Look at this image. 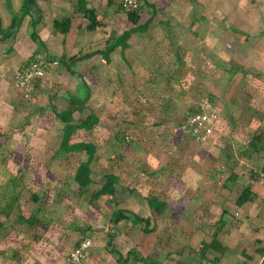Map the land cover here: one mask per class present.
Returning <instances> with one entry per match:
<instances>
[{
  "label": "rangeland",
  "instance_id": "obj_1",
  "mask_svg": "<svg viewBox=\"0 0 264 264\" xmlns=\"http://www.w3.org/2000/svg\"><path fill=\"white\" fill-rule=\"evenodd\" d=\"M85 1L96 11L92 32L76 0H35L19 23L22 0H0L1 254H13L8 264H70L87 239L84 264H264V3L150 0L154 12L139 15L146 29L106 61L101 52L130 27L123 0ZM65 16L61 35L51 23ZM37 64L42 76L20 85ZM204 104L212 129L201 140L183 128ZM78 107L98 119L68 139L97 146L85 189L72 180L84 153L59 150L64 123L52 111ZM107 173L117 191L98 196ZM244 187L254 199L237 207ZM151 196L167 204L160 215ZM117 210L150 216L152 230L114 223ZM212 238L221 250L207 248Z\"/></svg>",
  "mask_w": 264,
  "mask_h": 264
},
{
  "label": "trees",
  "instance_id": "obj_2",
  "mask_svg": "<svg viewBox=\"0 0 264 264\" xmlns=\"http://www.w3.org/2000/svg\"><path fill=\"white\" fill-rule=\"evenodd\" d=\"M34 2H35V0H22L20 8H19V13H21V14H20V17L17 18L16 23H19L20 19L23 16L28 14V6L34 5ZM107 3H109V0H107ZM144 7H149V8H151L152 13L154 12L153 5L149 0H137L136 7L134 9H130L128 11H125L126 20L130 24V27L121 33V36L118 38L117 41H115L113 44L109 45L104 52H101L103 55L101 57L104 60L107 61V57H108L109 53H111L115 48L119 47L118 51L122 52L123 49L126 48L125 40L130 35L141 33L142 30L144 31L146 29L149 20H146L142 24H139V17H140L139 15H141L140 13L142 12ZM117 10H119V11L123 10L124 11L121 4H119L117 6ZM73 11H74V13L79 14L82 17V19L86 21V23H87L86 30L87 31L92 32L96 29V27H97L96 11L93 8L87 7V4L84 0H76V2L74 4V10ZM150 18H148V19H150ZM15 19L16 18L12 19L10 27H8L7 32L4 33L5 35H1L2 39L5 37L11 36V34H12L11 30L13 29V26L15 24V22H14ZM157 22H158L157 24L161 23L160 21H157ZM69 23H70V21H69L68 17H62L61 19L53 20L51 25H52V29L54 32L65 35L68 32ZM0 34H1V30H0ZM30 38L33 41L36 40L33 33H30ZM77 58L79 59L80 57H77ZM74 63H75V59L72 62V64H74ZM72 64H71V66H72ZM64 66L71 73V70H70L71 66H68L67 64H64ZM69 102L71 104L80 105L81 101H79L78 99L70 98ZM52 111L54 113V116L60 122L64 123V127H63L62 133H61V139H60V143H59V150L64 152V153L65 152H67V153L75 152V151H83V153H84L85 158L82 162L78 163V165L76 166L72 180H73V184L75 186H77L81 189H85L93 181L92 177H91L92 171H91L90 165L94 159L93 156L96 153L97 146L92 142H79V143H75V144H68V139H69L70 135L77 129L88 130L92 126H96L98 124V119L89 109H86L83 107H78L77 109H75L74 111H71V112L70 111H63V110H59V111L52 110ZM73 113H77L78 115L81 114V116H80L81 120H79L77 123H74V124L69 123ZM255 139H258V138L256 137ZM263 140H264V136H263ZM254 149H256V148H254ZM262 172L264 173V166L262 168ZM99 182H100L99 189L96 191L98 196H102V195L113 196L115 194V192L117 191L118 186H116V179H115L114 175H112L110 173L102 174L99 178ZM128 190L131 191L130 188ZM253 199H254V196L249 191V188L244 187L241 190V192L239 193V195L237 196V198L235 200V205L237 207H239V206H242L243 204H245L247 202H252ZM33 201H36V198L34 196H33ZM146 205H147L148 209L151 212H153L154 215L155 214L160 215L162 213V211L165 209V206L167 204L165 202H161L157 198L151 196L146 200ZM111 215H112V221L114 223H118L121 220H123V221L128 220L131 222V224L141 227V229L144 230L145 232H150L153 228V222L150 219V216L149 217L148 216L147 217H140L136 214H132L128 211H123V210H117L115 212H112ZM34 220H35L34 216L29 215L28 218L21 220V222L26 223V224H31L34 222ZM207 248L214 250V251L221 250L219 242L215 238L211 239ZM214 261L217 262L218 258H215ZM152 264H158V262L156 260H153Z\"/></svg>",
  "mask_w": 264,
  "mask_h": 264
},
{
  "label": "built area",
  "instance_id": "obj_3",
  "mask_svg": "<svg viewBox=\"0 0 264 264\" xmlns=\"http://www.w3.org/2000/svg\"><path fill=\"white\" fill-rule=\"evenodd\" d=\"M137 0H123V7L126 11L130 9H134L136 7ZM28 72L25 71L22 74V79L20 77V85L23 84H30L31 79L33 78H40L42 76V71L40 70L38 64L35 66L33 65ZM207 105H200L198 112L192 113L186 120L185 129L187 132H191L193 136L196 138L205 139L210 136L211 129L210 125H208L210 119L208 117L209 112H203V108ZM202 109V110H201ZM212 125V124H211ZM91 244L90 241L87 239H83L77 245H75L68 254V261L70 264H84L85 260L87 259V250L90 248Z\"/></svg>",
  "mask_w": 264,
  "mask_h": 264
},
{
  "label": "crops",
  "instance_id": "obj_4",
  "mask_svg": "<svg viewBox=\"0 0 264 264\" xmlns=\"http://www.w3.org/2000/svg\"><path fill=\"white\" fill-rule=\"evenodd\" d=\"M85 1V0H84ZM150 1V0H149ZM152 1V0H151ZM150 1V2H151ZM255 1H258V2H254V5L252 6H249V7H257V6H259V3H264V0H255ZM86 2V1H85ZM153 3H154V1H152ZM151 2V3H152ZM195 3V8L197 9L200 5L199 4H201L202 3V0H200L199 2H198V0H195L194 1ZM263 3H262V5H263ZM86 4H87V2H86ZM153 5H155V4H153ZM74 14H76V13H74ZM78 16H80L79 14H77ZM252 16V15H251ZM65 17H68L69 18V21H70V23H69V28H71V18L69 17V16H65ZM253 17V16H252ZM62 18V17H61ZM60 18V19H61ZM56 20V19H55ZM58 20V19H57ZM158 21H160L165 27H166V25L164 24L165 22L164 21H162V20H159L158 19ZM192 25H195V26H197L198 24H192ZM190 27H193V26H190ZM199 27V26H198ZM195 28V27H194ZM166 30H167V28H166ZM196 31H198V28H197V30ZM68 32H69V29H68ZM164 34H165V32H163ZM193 34L195 35L196 34V32H193ZM62 35V34H61ZM134 35H137V34H134ZM263 36V38H264V35H262ZM261 38V37H260ZM0 254H1V252H0ZM12 255L13 254H11L9 257L6 255V253L4 254H1V256L3 257V259H2V261L0 262V263H2V264H8L9 263V260L10 259H12V260H14L13 258H12ZM44 262V261H43Z\"/></svg>",
  "mask_w": 264,
  "mask_h": 264
}]
</instances>
